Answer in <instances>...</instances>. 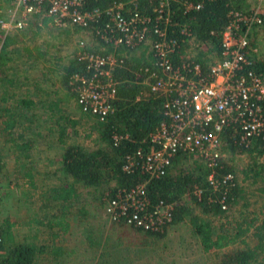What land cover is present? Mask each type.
I'll return each instance as SVG.
<instances>
[{
	"label": "trees",
	"instance_id": "obj_1",
	"mask_svg": "<svg viewBox=\"0 0 264 264\" xmlns=\"http://www.w3.org/2000/svg\"><path fill=\"white\" fill-rule=\"evenodd\" d=\"M174 1L164 10V16L168 17L165 25L163 19L155 21L154 8H157L158 0H84L87 10L100 11L102 21L106 20L104 12L114 4L122 5L126 15L138 13L141 18L149 19L146 27L150 42L157 39L152 32L154 27H164L167 38L178 43L170 56L173 66L176 68L185 63V53L189 52V62L198 64L203 74L208 72V55L212 51H220L222 33L232 22V14L247 16L251 13L250 7L254 6H251L252 0ZM187 2L199 5L200 9L186 12ZM10 4L11 0H0V19L3 18V10ZM260 19V24H252L247 34L249 47L245 55L250 61L246 67L248 71L262 76L264 49L259 43L264 41V15ZM41 23L39 26V22L32 17L27 28L6 36H3L0 29V126L3 131L0 134L3 138L0 142V179L6 165V153L14 150L17 154L15 175L20 176L18 180H30L33 153L40 143L38 137L45 142V137L50 138L54 132L50 128L42 136V132H35L31 127L39 120V114L46 115L49 120L54 118L57 127L54 134L61 150L60 165L53 175L52 182L55 183L43 186L44 190L39 194L38 207L42 211V218H36V214L35 220H27L28 227L36 226L33 228L35 232L39 228L45 229L52 242L51 245L36 246L13 242L10 223L5 221L0 224V264H38L46 255L53 261L57 260L59 250L53 248V240L70 232L73 221L78 228H82L89 249L96 247L101 236L92 237L94 227L87 223L91 214L86 210L91 203L83 194L92 202H98L93 209L100 212L118 190H130L143 183H146L144 194L148 202L147 211L150 212L158 205L170 206V220L164 223L161 231L144 230L127 223L132 215L129 211L125 214L128 216L122 215L109 222L111 226L128 228L130 232L142 234L143 239L147 240L152 237L163 238L168 229L187 224L203 252L226 250L217 256L218 264H264V221L258 219V212L264 210V207L257 214L249 212L248 203L251 198L246 197L251 187L255 186L253 183L256 179L264 181L263 164L259 162V158L264 157L263 140L254 138L250 146L245 147L239 142V127L232 125L222 133L225 143L222 151L229 158L218 161L211 172L202 159L182 152L175 154L165 174L158 179L149 178L139 166H134L129 173L124 172L125 158L139 150L147 151L152 134L162 123L169 121L165 116L164 98L150 91V82L145 72L146 68L152 70L155 62L150 44L116 48L119 56L124 55V63L113 71L118 82L116 100L112 112L101 122L95 115L80 109L76 94L69 85L73 74H85L84 64L78 62L73 54L62 55L58 47L62 40L67 42L73 38L72 34L84 38L88 36L85 33H88L90 43L95 45L86 47L92 52H98L100 45L103 47L107 44L101 42L95 34V26L99 24L90 25L86 31L44 29L49 34L48 38L55 43L49 39L37 44L34 37L39 29L45 27L46 19ZM257 29L259 31L256 32ZM245 30L246 26L240 22L237 36H242ZM183 31H187V34H182ZM56 76L59 89L53 82ZM51 96L54 97L50 99ZM43 99L49 100L42 102ZM71 102L75 105L77 116L69 110H63V107L70 109ZM88 123L90 126H85ZM114 136L123 137L117 145L113 143ZM77 137L82 141L88 140L91 146L77 143ZM8 144L10 147L6 149L4 145ZM244 154L251 156L252 163L243 170L242 181L237 183L238 172L231 164L233 159ZM251 172L253 183L247 185V179L250 178L248 174ZM210 173L218 182L216 191L212 190L207 180ZM230 174L232 179L223 181ZM196 190L201 192L200 196L195 195ZM256 191L258 200L259 192L263 194L264 189L257 187ZM3 197L0 193V208ZM261 200L264 206V199ZM221 204L226 206L225 210L221 209ZM251 231L255 233V244L252 246L246 241ZM111 234L116 244L121 237L114 231ZM31 237L37 239V233ZM114 244L106 246L104 257H107V249ZM116 256L107 257L104 262L114 264L118 260Z\"/></svg>",
	"mask_w": 264,
	"mask_h": 264
},
{
	"label": "built area",
	"instance_id": "obj_2",
	"mask_svg": "<svg viewBox=\"0 0 264 264\" xmlns=\"http://www.w3.org/2000/svg\"><path fill=\"white\" fill-rule=\"evenodd\" d=\"M170 2L175 1L158 0L154 8L156 22L163 19L165 25L168 23L164 10ZM253 2L257 5L250 8L249 15L232 14V22L222 33L220 51H212L209 56L207 74L201 73L198 64L189 62V52L185 53V63L175 68L170 56L178 47L177 41L168 39L165 28L156 25L152 32L157 39L150 42L146 27L149 19L141 18L138 13L126 15L120 4L110 6L104 12L106 20L102 21L100 11L87 10L84 0H11L3 10L0 29L3 36L22 31L32 22V17L39 26L46 19L43 29L86 31L90 25L99 24L95 26V34L107 44L100 45L98 52H92L86 45L95 44L82 40L74 43L71 53L84 64L85 74H73L69 85L80 109L95 115L101 122L112 112L116 100L118 82L113 71L124 63V55L119 56L116 48L150 44L155 62L152 70L146 68L145 72L150 91L164 98L165 116L169 121L152 134L147 151L139 150L125 158L123 171L129 173L134 166H139L149 178L158 179L165 174L177 152L202 159L211 172L222 159L225 146L222 133L232 125L239 127V142L245 147H249L254 138L264 143V75H256L246 68L250 65L245 55L249 47L247 34L251 25L260 24V17L264 15V0ZM192 9L199 10L200 6L187 2L185 11ZM240 22L246 30L242 36H237ZM122 138L114 136L113 143L117 145ZM231 179L230 174L223 181ZM207 180L213 188L218 186L212 173ZM145 184L118 190L115 197L106 202L103 212L109 222L131 211L127 223L144 230H162L164 223L170 220L171 207L158 205L148 212ZM195 195L200 196L201 192L196 190ZM225 207L221 204V209Z\"/></svg>",
	"mask_w": 264,
	"mask_h": 264
},
{
	"label": "rangeland",
	"instance_id": "obj_3",
	"mask_svg": "<svg viewBox=\"0 0 264 264\" xmlns=\"http://www.w3.org/2000/svg\"><path fill=\"white\" fill-rule=\"evenodd\" d=\"M253 1V0H252ZM251 4V2L249 1ZM252 5H257V3L252 2ZM264 5V3L262 4ZM259 31L258 29L256 32ZM87 35V34H85ZM49 34L46 33V30L39 29L38 34L34 37L37 41V44L43 43L45 40H49L55 43L54 40L48 38ZM71 39L66 41H61L59 46L61 48V54L64 56H68L69 54L72 55L71 49L74 48V43L80 40L86 42L87 44L90 43V38L88 36H84V38L75 36L72 34ZM262 41V40H261ZM261 47L264 49V41L259 43ZM63 45V47H62ZM260 47V48H261ZM56 49V48H54ZM207 50V49H206ZM209 51V50H208ZM260 51V50H259ZM54 52V51H53ZM69 53V54H67ZM262 54H264L262 52ZM257 55H259L257 49ZM210 54L208 55L209 58ZM210 60L208 59V62ZM47 66V65H46ZM33 74V73H31ZM35 75V74H34ZM58 76L53 78V82L57 85L56 88L59 89V84L56 82ZM48 90H55L52 87H46ZM54 96H51L52 99ZM40 98H38L39 100ZM35 101L37 99H34ZM42 100V99H41ZM49 100V99H46ZM43 99L42 102L46 101ZM70 109L69 107H63L64 111H70L73 115H78V112L75 110V105L73 102ZM38 120V124L41 126L40 132H42V136L47 133V130L53 128L55 126V119L52 120L48 119L46 115H40ZM85 126H90L89 123ZM46 130V131H43ZM2 131V126H0V134ZM18 132V131H17ZM12 137V136H11ZM52 137V136H51ZM5 140V139H4ZM39 141H42L41 137H38ZM3 141V138L0 136V142ZM75 141V139H74ZM47 148L48 144L51 141L47 138L44 144ZM43 143V142H41ZM71 143V142H69ZM77 143L83 146H91L90 142L85 141L77 137ZM40 144V143H39ZM6 149L10 147V145H4ZM51 147V146H50ZM37 151H34V159H32V167L33 169L36 167L39 169L41 166L42 155H44L45 150L41 148H36ZM46 149V147H44ZM51 163H58L55 172L58 170L59 162L58 158L60 159L61 150H52L48 148ZM224 150V149H223ZM6 151V150H5ZM6 153L5 158V168L3 174L1 175L0 179V193L4 195V199L2 201V206L0 208V224L5 223L8 221L10 223V235L12 237L13 242H20L26 243L29 245H51L52 239L47 234L45 229L39 228L36 230L33 229L34 227H28L27 220L33 219L35 220V215L37 214L36 218H42V211L39 210L40 202L38 201L39 194L43 192L42 184H46L47 181L42 180L40 178H34L33 181H24L18 180L20 176L17 177L16 173V166L14 167L17 159V154L14 150H9ZM222 159L226 160L229 156H226L225 153L222 151ZM264 159V158H260ZM242 162V164H239ZM252 163L251 156L245 155L244 158H235L232 160V166L238 167H245L248 168L249 165ZM263 164L264 170V160L261 161ZM42 167V166H41ZM40 167V168H41ZM32 169V170H33ZM24 172V171H23ZM31 173V172H30ZM264 173V172H263ZM252 172L248 174L247 185L253 183V179L251 178ZM54 175V174H53ZM264 176V175H263ZM50 183H55L52 180ZM254 187H251L249 190L250 192L246 195L247 198H253L254 202L248 203V211L257 214L260 208H263L262 199H264V193L262 194L259 192L258 200L256 199V188H263L264 189V181H260L259 178L256 179L253 183ZM217 188V187H216ZM214 187L212 190L216 191ZM85 192V190H84ZM83 192V193H84ZM83 197L86 198L90 203L87 205L86 210L90 211L91 218L87 221V223H91L93 230H92V237L95 236L100 237L99 241L97 242L99 245L94 248L89 249L87 242L84 238L82 233V228H78L75 223L72 222V230L67 234L60 235L58 238L53 240V248L59 250V257L57 260H52V258L48 255L44 256L42 260L38 264H106L104 262L105 258L107 257H117L118 260L114 264H218V255L225 252L224 251H211V252H203L202 248L196 243V239L192 237L190 233V227L187 224L174 226L168 229V233L164 235L163 238L156 239V238H148L147 240L143 239L142 234H137L135 232H130L128 228H116L110 225L109 219L103 213L102 209L100 212L95 211L93 206L96 207L98 202L91 201L90 198L83 194ZM256 200V201H255ZM226 208V207H225ZM230 211V210H229ZM243 211V210H241ZM264 211V210H263ZM232 212V211H231ZM237 213L236 211H233ZM93 215L95 216L93 218ZM231 215V213H229ZM258 216V215H257ZM107 218V219H106ZM259 220L264 221V214H259ZM259 222V221H258ZM264 223V222H263ZM259 224H262L259 222ZM116 232L117 236L121 237L118 242L119 245L114 244L115 239H112V232ZM129 232V233H128ZM37 233V239H33L31 236ZM255 233L251 231L246 238V241L252 246L255 244ZM107 237V238H106ZM109 244H114L113 247H109L107 249V253L105 256L106 246ZM242 247V245H240ZM51 249V248H49ZM230 249V247H229ZM263 256V255H262ZM264 259V256H263ZM262 261V258H260Z\"/></svg>",
	"mask_w": 264,
	"mask_h": 264
},
{
	"label": "crops",
	"instance_id": "obj_4",
	"mask_svg": "<svg viewBox=\"0 0 264 264\" xmlns=\"http://www.w3.org/2000/svg\"><path fill=\"white\" fill-rule=\"evenodd\" d=\"M251 8V7H250ZM39 115H41V114H39ZM32 129H34V131L35 132H40V130L39 129H41V126L38 124V121H35L34 122V124H33V126L31 127ZM56 124H55V126L53 127V128H51V129H53L54 130V132H56ZM43 131H46V130H43ZM54 132H53V135H52V137H50V138H48L50 141H51V143H49L48 144V148H50V149H54V150H59L60 149V147L57 145V138H56V135L54 134ZM46 134V133H45ZM45 140H46V137H45ZM41 142H43V141H40V144L38 143V145H37V148H41L42 150H45V153H44V155H42V161H41V168L39 167V169H37L36 167L31 171V173H30V180L31 181H33V179L36 177V178H40V179H42V180H45V181H47V183L46 184H42V187L43 186H47L49 183H50V181L54 178V176H53V174L55 173V169H56V167H57V165H58V163H51V159H50V154H49V150H47L48 148H47V142H46V145L44 144V142L43 143H41ZM51 146V147H50ZM44 147H46V149H44ZM37 151V150H36ZM246 154H244V155H242V156H240V158L242 159V158H244V156H245ZM236 158H238V157H236ZM261 158H264V157H261ZM264 159H260L259 158V162H261V161H263ZM60 161V159L58 158V162ZM60 163V162H59ZM239 164H242V162H240ZM236 170V172H238V177H237V183H240L241 181H242V178H243V170H245V169H247V168H245V167H238V168H236V166H233ZM27 180V179H26ZM30 180H27V181H30ZM253 198H251L249 201L250 202H253V200H252ZM256 201V200H255ZM258 214H264V211H263V209H261L259 212H258ZM263 256H264V254H263ZM262 256V257H263Z\"/></svg>",
	"mask_w": 264,
	"mask_h": 264
}]
</instances>
